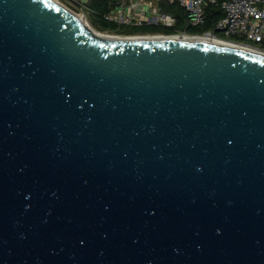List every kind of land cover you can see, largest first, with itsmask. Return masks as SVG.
Masks as SVG:
<instances>
[{
  "label": "water",
  "instance_id": "1",
  "mask_svg": "<svg viewBox=\"0 0 264 264\" xmlns=\"http://www.w3.org/2000/svg\"><path fill=\"white\" fill-rule=\"evenodd\" d=\"M0 264H264V51L0 0Z\"/></svg>",
  "mask_w": 264,
  "mask_h": 264
},
{
  "label": "built area",
  "instance_id": "2",
  "mask_svg": "<svg viewBox=\"0 0 264 264\" xmlns=\"http://www.w3.org/2000/svg\"><path fill=\"white\" fill-rule=\"evenodd\" d=\"M56 1L90 26L89 15L114 24L154 29L118 34L126 37H206L264 51V0H111L106 11L91 7L88 0ZM209 6H217L223 17L212 28L190 31L189 27H204Z\"/></svg>",
  "mask_w": 264,
  "mask_h": 264
},
{
  "label": "trees",
  "instance_id": "3",
  "mask_svg": "<svg viewBox=\"0 0 264 264\" xmlns=\"http://www.w3.org/2000/svg\"><path fill=\"white\" fill-rule=\"evenodd\" d=\"M111 0H94L95 3L94 6L98 9H101L102 11H106L107 10V6L109 4ZM208 14H209V18L206 21L204 27L202 28H193V27H189L190 31H197V30H205V29H209L213 27V24L215 23V21L219 20L221 17H223V12L217 7V6H209L208 7ZM92 24V23H91ZM180 24V23H179ZM92 26L94 28H96L99 31H104V29H100L99 27H97L96 25L92 24ZM124 31H115L117 34H130L133 33L131 28H125L123 29ZM142 33L145 32H149L148 28H142L141 29ZM150 30H154V29H150ZM106 31V30H105ZM264 49V46H262Z\"/></svg>",
  "mask_w": 264,
  "mask_h": 264
},
{
  "label": "rangeland",
  "instance_id": "4",
  "mask_svg": "<svg viewBox=\"0 0 264 264\" xmlns=\"http://www.w3.org/2000/svg\"><path fill=\"white\" fill-rule=\"evenodd\" d=\"M67 1V0H65ZM64 1V2H65ZM87 3L93 7L94 4H93V1L92 0H88ZM89 19L90 21L92 22V24L96 25L97 27H99L100 29H104V31H99V32H102L108 36H111V37H126V36H123V35H118V34H114V32H110L108 30H112V31H124L123 29L125 28H131L132 29V32H138V31H142L141 29L142 28H134L132 26H128V25H119V24H114V23H110V22H107V21H104L103 19H100L98 17H95V16H90L89 15ZM94 28V27H93ZM96 29V28H94ZM97 30V29H96ZM106 30V31H105ZM128 37V36H127ZM155 37H161V36H155Z\"/></svg>",
  "mask_w": 264,
  "mask_h": 264
},
{
  "label": "bare ground",
  "instance_id": "5",
  "mask_svg": "<svg viewBox=\"0 0 264 264\" xmlns=\"http://www.w3.org/2000/svg\"><path fill=\"white\" fill-rule=\"evenodd\" d=\"M86 22V21H85ZM87 23V22H86ZM88 24V23H87ZM89 25V24H88ZM89 27L97 34V35H99V36H101V37H108V38H114V37H111V36H108V35H106V34H104V33H102V32H99L98 30H96V29H94L92 26H90L89 25ZM177 37V36H176ZM186 38H189V39H198V40H212V41H215V42H221L222 43V41H218V40H214V39H208V38H206V37H186ZM223 43H228V44H231L230 42H223ZM233 44V43H232ZM235 45V44H234ZM239 46H241L242 47V45H239ZM244 48L246 47V48H250V49H254V48H251V47H248V46H243ZM256 50V49H255Z\"/></svg>",
  "mask_w": 264,
  "mask_h": 264
},
{
  "label": "flooded vegetation",
  "instance_id": "6",
  "mask_svg": "<svg viewBox=\"0 0 264 264\" xmlns=\"http://www.w3.org/2000/svg\"><path fill=\"white\" fill-rule=\"evenodd\" d=\"M148 31L150 32L151 30L148 29ZM138 32H141V31H138ZM133 33H134V32H133ZM145 33H147V32H145ZM146 37H155V36H146Z\"/></svg>",
  "mask_w": 264,
  "mask_h": 264
}]
</instances>
